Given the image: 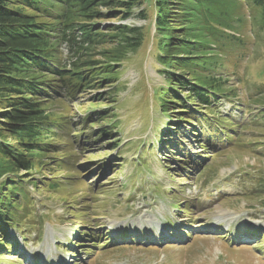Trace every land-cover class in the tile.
I'll return each mask as SVG.
<instances>
[{
  "label": "rangeland",
  "instance_id": "rangeland-1",
  "mask_svg": "<svg viewBox=\"0 0 264 264\" xmlns=\"http://www.w3.org/2000/svg\"><path fill=\"white\" fill-rule=\"evenodd\" d=\"M244 3L227 0V28L239 38L224 39L231 48L226 55L214 50L232 93L218 105L233 119L226 120L233 130L224 140L230 142L219 149L202 142L198 124L194 135L187 133L190 125L180 124L185 114L169 120L156 108L154 93L167 82L156 70L162 67L155 56L152 0H143L127 19H113L144 31L141 46L106 81L114 87L53 96L48 105L53 119L68 116L73 129L91 139L97 127L112 132L95 141L83 134L74 142L71 134L56 141L66 143L63 151L49 155H73L53 165L54 174L35 167L27 186L34 226L27 239L8 229L13 247L0 250V264H264V30L251 22L258 14ZM102 47L88 56L104 62ZM60 51L68 55L65 45ZM89 112L103 120L85 121ZM168 123L177 124L176 133ZM166 129L182 153L158 148L157 133ZM140 144L148 147L143 156Z\"/></svg>",
  "mask_w": 264,
  "mask_h": 264
},
{
  "label": "trees",
  "instance_id": "trees-1",
  "mask_svg": "<svg viewBox=\"0 0 264 264\" xmlns=\"http://www.w3.org/2000/svg\"><path fill=\"white\" fill-rule=\"evenodd\" d=\"M244 1L251 12L258 14V19L251 22L264 30V0ZM142 3L143 0H0V250L13 247L7 232L11 227L25 239L31 234L28 226L34 223L28 218L34 202L27 186L33 183L35 167L46 166L54 174L52 166H61L73 155H49L63 151L60 147L66 143L56 141L67 140L64 135L70 134L73 142L79 134L95 141L112 132L100 126L91 139L92 134L86 131L77 133L68 116L53 119L48 105L53 96L74 98L79 90L91 86L114 87L115 82L105 86L106 81L115 78L126 56L141 46L144 31L112 21L133 16ZM152 5L155 56L162 67L156 70L167 82V87L154 93L156 108L169 120L185 114L179 119L180 124L190 125L192 131L187 133L194 135L198 124L201 129L196 132L202 142L219 149L230 142L229 137L224 140L232 129L226 120L233 119L230 113L221 114L218 105L222 99L229 100L232 93L226 83L229 79L220 73L224 69L221 55L214 50L220 49L226 55L231 48L226 47L224 39L239 38L227 28V0H152ZM137 15L144 18L143 10ZM62 45L67 56L61 55ZM94 46H104L98 52L104 62L88 56ZM88 118H96L95 112H89L85 121ZM102 120L96 118L94 122ZM259 120L264 123V113ZM175 125L168 123L167 129L175 130ZM167 129L166 133H157L158 148L177 151L174 147H178L182 153L180 143L169 138ZM83 142H79L80 150L85 149ZM139 147L143 156L148 147ZM150 149L156 148L152 145Z\"/></svg>",
  "mask_w": 264,
  "mask_h": 264
}]
</instances>
